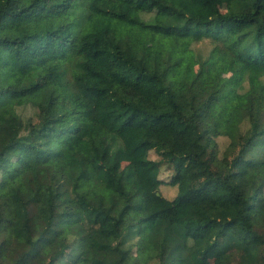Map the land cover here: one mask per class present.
Returning a JSON list of instances; mask_svg holds the SVG:
<instances>
[{"label":"trees","instance_id":"trees-1","mask_svg":"<svg viewBox=\"0 0 264 264\" xmlns=\"http://www.w3.org/2000/svg\"><path fill=\"white\" fill-rule=\"evenodd\" d=\"M14 160L0 264H264V0H0Z\"/></svg>","mask_w":264,"mask_h":264},{"label":"rangeland","instance_id":"rangeland-1","mask_svg":"<svg viewBox=\"0 0 264 264\" xmlns=\"http://www.w3.org/2000/svg\"><path fill=\"white\" fill-rule=\"evenodd\" d=\"M218 5L220 7L221 11L225 10L226 6V0H217ZM155 43H149L145 45V50L148 53H152L155 50ZM209 47V40H204L203 42L197 43L194 45V49L198 54L204 55L207 53ZM236 67L230 63L222 64L219 68V74L228 77L235 71ZM29 116L32 114L29 112ZM216 142L218 144L219 150L223 151L228 141L223 138L219 137L216 139ZM150 158L155 159V154L153 152L150 153ZM127 164V161L124 159H121L119 162V170L123 169ZM19 166V162L13 161L9 167L3 169L0 171V197L4 198L5 200L9 201L13 206H16V200L17 197L25 194V189L21 182L19 180L13 179V172L16 171V169ZM171 171L167 170L165 166L161 167L160 170V179L164 182L162 186L159 188V192L162 196H164L167 199H173L177 193V188L174 186H169L167 183L170 180ZM17 220H12L8 222L7 228H8V234H15L17 231ZM135 257V249L130 250V252L127 254L124 264H132ZM238 257L234 256L233 258V264H237ZM213 264H216V262H213Z\"/></svg>","mask_w":264,"mask_h":264}]
</instances>
